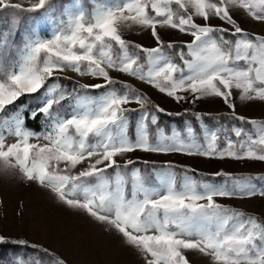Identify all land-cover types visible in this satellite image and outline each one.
Segmentation results:
<instances>
[{
  "label": "snow or ice",
  "instance_id": "obj_1",
  "mask_svg": "<svg viewBox=\"0 0 264 264\" xmlns=\"http://www.w3.org/2000/svg\"><path fill=\"white\" fill-rule=\"evenodd\" d=\"M91 3L90 10L66 6L61 12L57 0H28L27 7L0 0V12L35 13L54 25L50 38L25 27L19 46L9 40L18 22L0 34V174L18 170L62 205L115 232L143 264H189L185 250L214 264H264V219L218 202L264 198V173H198L171 160L133 158L143 152L264 162V119L239 115L234 98L238 90L241 101L264 102V32L243 27L246 18L264 24V0ZM132 25L148 30L155 46L126 40L123 30ZM160 29L191 40L166 39ZM68 71L101 82H76L69 90L61 83L71 79ZM114 74L188 107L168 111ZM24 96L38 103L26 110L18 103ZM205 98L222 100L236 123L209 127L210 114L194 110ZM161 114L191 119L166 130ZM29 118L43 121L44 130H32ZM6 244L32 248L48 260L16 257L0 264H69L43 244L0 231V245Z\"/></svg>",
  "mask_w": 264,
  "mask_h": 264
},
{
  "label": "rangeland",
  "instance_id": "obj_2",
  "mask_svg": "<svg viewBox=\"0 0 264 264\" xmlns=\"http://www.w3.org/2000/svg\"><path fill=\"white\" fill-rule=\"evenodd\" d=\"M12 2L22 3L25 7L28 6V0H12ZM57 2L61 12L66 6L73 9L86 6L89 10L92 7L91 0H57ZM176 7V5H173L174 9ZM236 15L238 17L244 16L243 10L236 9ZM32 17L34 19L29 25V19ZM195 19L197 23H204L202 18L196 17ZM14 22H18L15 24L16 35L14 39L9 37V40L10 43H14L17 46L22 42L25 27H36L39 34L45 38H50L54 27L52 20L46 16L26 12H18L16 14L0 12V34L11 32ZM211 23L221 25L222 21L212 19ZM223 26L228 27L226 24ZM243 27L256 34L264 32V24L255 22L251 18L243 20ZM160 31L166 39L178 42L191 40L190 36L179 33L176 30L160 29ZM123 37L126 40L140 43L147 47L155 46V41L152 39L150 32L140 28L138 25H132L130 28L124 29ZM114 75L118 79L130 83L133 87L145 92L155 103L165 107L168 111H182L183 107H188V105L176 104L171 98L134 77L126 74ZM67 76L71 79H62L61 83L69 90L76 85V82H101L91 77H80L72 71H68ZM234 98L239 115L264 119V102L241 101L238 90H234ZM18 103L23 104L27 110L34 107L38 100L36 96H24L21 97ZM131 107L135 108L137 105L132 104ZM194 110L204 113H229L231 111L218 98H205L195 105ZM136 119V114H133L130 118L129 132L133 136ZM162 123L167 130L171 127L182 126L183 122H166L162 120ZM8 142H14V138L10 137ZM136 157L157 162L171 160L179 165H184L203 173H214L220 169L235 174L255 175L264 173V162L260 161L218 160L180 154L164 156L143 152L135 153L133 158ZM140 167L143 172V165H140ZM218 202L227 207L243 211L248 215L264 219V198H221ZM0 231L7 233L11 237H21L32 243L43 244L51 251L65 257L69 264H143V260L138 253L134 249L125 246L115 232L108 230L104 225L96 222L86 214L62 205L49 190L36 182H30L22 178L21 173L16 169L9 171L6 175L0 174ZM184 255L188 258L189 264H214L210 257L196 250H185ZM16 257H23L26 260H48L47 257L32 248L0 249V259L12 261Z\"/></svg>",
  "mask_w": 264,
  "mask_h": 264
},
{
  "label": "trees",
  "instance_id": "obj_3",
  "mask_svg": "<svg viewBox=\"0 0 264 264\" xmlns=\"http://www.w3.org/2000/svg\"><path fill=\"white\" fill-rule=\"evenodd\" d=\"M178 42V41H177ZM177 62L179 63L180 61L177 58ZM210 114L207 118L205 123L209 126L216 127L218 122L220 124L224 125H231L232 123H236L228 118V113H208ZM184 119H191V117H169L167 115L161 114V120L166 121V122H183ZM195 123V122H194ZM28 126L34 130V131H42L43 130V121L41 120H31L29 118L27 122ZM193 169V168H192ZM195 170V169H194ZM198 173H203L201 171H197ZM200 178V177H197ZM20 246L13 245V244H6V245H0V249H18Z\"/></svg>",
  "mask_w": 264,
  "mask_h": 264
}]
</instances>
